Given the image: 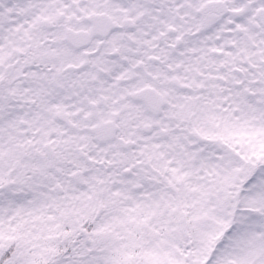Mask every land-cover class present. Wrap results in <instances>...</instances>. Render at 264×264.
I'll list each match as a JSON object with an SVG mask.
<instances>
[{
  "label": "snow or ice",
  "instance_id": "snow-or-ice-1",
  "mask_svg": "<svg viewBox=\"0 0 264 264\" xmlns=\"http://www.w3.org/2000/svg\"><path fill=\"white\" fill-rule=\"evenodd\" d=\"M0 264H264V0H0Z\"/></svg>",
  "mask_w": 264,
  "mask_h": 264
}]
</instances>
